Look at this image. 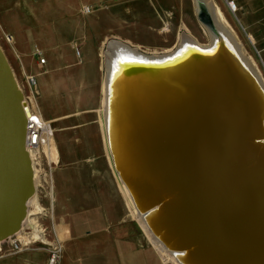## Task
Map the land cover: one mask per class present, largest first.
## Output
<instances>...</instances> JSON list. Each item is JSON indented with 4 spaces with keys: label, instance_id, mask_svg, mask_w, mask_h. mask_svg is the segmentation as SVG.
<instances>
[{
    "label": "bare ground",
    "instance_id": "1",
    "mask_svg": "<svg viewBox=\"0 0 264 264\" xmlns=\"http://www.w3.org/2000/svg\"><path fill=\"white\" fill-rule=\"evenodd\" d=\"M194 3L202 28L210 38L207 45L188 34L162 54L140 52L120 42L107 43L103 51L105 79L99 121L104 149L133 218L166 261L171 264H264V216L235 190L228 173L235 157L242 163L258 161L255 185L264 194L263 73L247 54L224 12L212 0H194ZM202 12L208 21L200 16ZM146 54L153 58H147ZM13 74L24 94V87L14 71ZM236 92L246 107L236 100ZM35 98L30 107L25 105V116L34 111L39 114L46 126L42 148L47 156L53 148L55 156L51 160H58L50 128L56 120H45L36 102L38 97ZM234 128L237 132L249 130L252 138L247 146L225 147L234 139ZM32 166L33 196H37V163L33 161ZM201 172L204 174L201 186L190 183L187 195L176 206L171 202L165 205L171 197L173 182H180L185 188L189 178H196ZM43 205L35 204L28 209L21 221L17 234L26 225L31 229L25 240H42L48 244L47 230L41 222L42 217L53 218L54 205ZM223 211L238 224L234 229L237 234L239 230L242 234L255 231L259 222L258 235L250 243V251L256 252L239 255L241 263H233V257L238 254L234 244L224 251L218 250L217 254L204 242V246L200 244L199 217L212 224L221 220ZM247 222L255 224L254 227ZM210 227L214 229L215 225L207 230ZM232 241L237 243L238 239L233 237ZM242 241L243 236L238 243ZM192 247L194 250H190Z\"/></svg>",
    "mask_w": 264,
    "mask_h": 264
},
{
    "label": "crops",
    "instance_id": "2",
    "mask_svg": "<svg viewBox=\"0 0 264 264\" xmlns=\"http://www.w3.org/2000/svg\"><path fill=\"white\" fill-rule=\"evenodd\" d=\"M41 1L43 5L39 7L40 22L37 19L31 20L26 7V11L11 12L14 2H2L0 27L12 38L16 47L40 49L48 56L49 49L64 46L66 42L71 45L74 42L80 44L81 41H87L92 43L87 45L89 49L96 48L97 43H103L104 38L106 39L104 36L91 35L99 32H112L115 33V38L135 44L137 38L133 30H138L141 31L140 41L145 46H154L151 43L155 39V44L159 45L164 38L160 39L152 27L158 20H165V4H172L175 11L185 14L189 7L188 0ZM219 1L232 14L226 2ZM219 1L212 0L223 11ZM233 1L240 12L238 22L249 40L254 45L256 41L264 45V0ZM193 7L195 9V3ZM89 9L93 10L89 12ZM97 17L101 21L91 25V19ZM30 21H33V26ZM128 24H134L137 28L128 29ZM23 32H32L34 36L24 40ZM75 50L78 49L73 48L70 52L72 60L76 58ZM79 58L81 59V52ZM260 58L264 65V50L260 52ZM112 175L110 170L95 168L78 171L61 169L54 174V215L49 220L63 228V232H55L53 238L54 242L58 241L62 246L60 264H170L165 262L144 228L133 218L129 205L122 199L120 186ZM47 262L48 252L43 246H35L18 255L0 258V264Z\"/></svg>",
    "mask_w": 264,
    "mask_h": 264
},
{
    "label": "rangeland",
    "instance_id": "3",
    "mask_svg": "<svg viewBox=\"0 0 264 264\" xmlns=\"http://www.w3.org/2000/svg\"><path fill=\"white\" fill-rule=\"evenodd\" d=\"M6 1L9 0H0V4ZM11 1L14 2L11 12L16 10L20 13L27 10L31 15V20L37 19L40 22L39 16L41 13L39 14V12L41 10L39 11V7L43 5L41 0H22V2L20 0ZM188 1L189 7L187 8L186 14L178 10L175 11L172 4H165V20H158L157 24L152 27V30L156 34H159L158 36L160 39L164 38V41L156 45L155 39L151 43L154 46L148 47L140 41L141 31L138 30H133L137 38L135 44H128L121 41V39L115 38V33L99 32L91 35L97 37L104 36L106 39L104 38L103 43H97L95 45L96 48L89 49L90 47L88 48L87 45L92 43L87 41H81L80 44L74 42V44L71 45L70 42H66L64 46L49 49L48 56V54H44L40 49H30L29 47L20 49L18 46L16 47V43L9 42V38L11 37L7 36V33L3 32L0 27V47L11 68L15 72L18 82L24 87L25 94L27 93L26 78L28 76H35L37 78V96L35 97H38L37 99L39 101L35 99L39 104V108H41L39 109L41 111L40 113L44 115L43 117L46 121L56 120L50 125V128L52 132L51 136H53L57 145V152L60 158L58 160H51V156H55L53 148L48 151V156L43 148V150L41 149L40 151L43 170L47 173L52 172L51 181L54 186V200L55 180H57L56 175L54 180V174H56L58 170L68 169L78 171L95 168L99 170H110L111 174H113L104 149L103 134L99 122L102 116L101 111H103L102 99L105 79L103 51H105L107 43L109 41L120 42L132 48L139 49L140 52H149L150 54H160V52L162 54L165 49L177 46L182 39L181 37H186L187 34V36L193 37L200 44H209L210 38L204 32L199 16L194 13V0L193 2L192 0ZM218 3L233 26L247 54H250L257 62L264 77V65L257 52H263L264 45L258 41H256L254 45L249 40L241 24L238 22L240 19V12L234 16L228 12L222 2L219 1ZM7 11L8 10H5V12ZM1 15L0 10V16ZM44 16L47 18L45 10ZM200 16L203 18L206 16V13L202 12ZM99 20L101 21L99 17L91 19L90 24H97ZM30 23V25L33 26V21H30ZM126 27L128 29H133V27L137 28L134 24H128ZM33 36L32 32L22 33V38L24 40H29ZM73 48L81 52V59L77 56L78 51L75 50L76 58L72 60L70 52H72L71 49ZM37 52H39L40 55L39 53L37 54ZM41 58L46 59L45 65H40ZM122 196V199H125V196ZM43 203V206H50V204H48V199H43ZM41 224L43 229L45 228L47 230L49 241L51 242H54L53 238L55 232H63L62 227L56 226V224L51 222L48 218L42 221ZM36 246L42 247V245L39 244ZM165 262L169 263L166 260Z\"/></svg>",
    "mask_w": 264,
    "mask_h": 264
},
{
    "label": "water",
    "instance_id": "4",
    "mask_svg": "<svg viewBox=\"0 0 264 264\" xmlns=\"http://www.w3.org/2000/svg\"><path fill=\"white\" fill-rule=\"evenodd\" d=\"M146 57L153 58L149 54H146ZM122 83L125 85V78L122 79ZM235 95L237 101L244 103L237 95V92ZM23 99V93L18 87L13 70L0 47V242L8 240L19 232L20 223L26 217L27 203L34 195L33 167L25 150L26 118ZM244 107H246L245 103ZM242 130V132H237L236 128H234V139L232 138L227 145L225 144V147L235 144L247 146L248 140H251L252 135L249 130ZM257 166L258 161L249 164L242 163L238 157H235L228 173L231 175L235 190L248 198V201L256 211L264 216V194L260 193L257 185H255L258 181V172L255 169ZM202 173L197 174L196 178L190 177V182L185 188L180 182H173L171 184L173 189L170 192L171 197L166 201L165 205L171 202L172 206H176L177 202L187 195L190 183L193 182L195 186H201L204 183V174ZM196 206L199 208L198 205ZM222 214L221 220H217L212 224L199 217L197 225L201 228L199 239L202 241L200 244L203 246L204 243L207 244L213 254H217L218 250L224 251L223 249L226 250L229 245L234 244V251H238V254L233 257V263H241L239 261L242 260V257L239 255L247 256V254L256 252L255 249L250 251V243L251 239L258 235L259 222L255 231H251V233L248 231L242 234L239 230V234H237L234 229H237L238 224L228 219L226 212L223 211ZM247 224L252 227L255 225L252 222H247ZM210 225H215V227L214 229L210 227L209 231L207 229ZM212 230L215 233H212ZM181 233H183V230ZM241 236H243V241L239 244ZM233 237L238 239L237 243L232 241ZM212 238L215 240L220 238L222 241L219 243L217 241L214 242ZM244 241L247 242L245 243ZM190 250H194V248L192 247ZM223 254L222 258L225 259L226 254ZM201 255H203L202 252Z\"/></svg>",
    "mask_w": 264,
    "mask_h": 264
},
{
    "label": "built area",
    "instance_id": "5",
    "mask_svg": "<svg viewBox=\"0 0 264 264\" xmlns=\"http://www.w3.org/2000/svg\"><path fill=\"white\" fill-rule=\"evenodd\" d=\"M226 2L229 11L236 16L239 9L235 1L233 0H223ZM77 56H80L79 50H77ZM258 52V55L260 56V52ZM40 55V53H39ZM46 59L41 58L40 59V65H45ZM26 86H27V93L23 94V106L24 109H26L25 105H28L29 107L32 105V100L36 96V88H37V78L35 76H28L26 78ZM26 118V133H25V150L27 151L29 157L31 156L30 160L33 165V161L37 163V189L38 193L37 196H32L31 199L27 203V210L32 209L35 204H44L43 199H48L49 203L51 205H54V186L52 184V172H46L43 170V165L38 164L41 160V152L40 150L43 147V140L45 137L46 132V126L43 123L41 117H39V114L34 111L31 113L30 116H25ZM33 167V166H32ZM50 219V216L48 217H42V221L45 219ZM45 229V228H44ZM31 232V229L29 228V225H26L22 228V231L19 234H16L12 237H10L8 240L4 241L2 243V248L0 249V258L4 256H13L18 255L20 253H23L27 250H30L32 248H35L37 244L42 245L45 247V249L48 252V262L47 264H60V255H61V249L62 246L59 244V242H51L49 241L48 233V244L43 242L42 240H39L38 242H33L31 240H25L24 237L29 235ZM5 245V247H4Z\"/></svg>",
    "mask_w": 264,
    "mask_h": 264
},
{
    "label": "trees",
    "instance_id": "6",
    "mask_svg": "<svg viewBox=\"0 0 264 264\" xmlns=\"http://www.w3.org/2000/svg\"><path fill=\"white\" fill-rule=\"evenodd\" d=\"M205 21H208V18L206 16L203 17Z\"/></svg>",
    "mask_w": 264,
    "mask_h": 264
},
{
    "label": "clouds",
    "instance_id": "7",
    "mask_svg": "<svg viewBox=\"0 0 264 264\" xmlns=\"http://www.w3.org/2000/svg\"><path fill=\"white\" fill-rule=\"evenodd\" d=\"M89 11H90V9H89Z\"/></svg>",
    "mask_w": 264,
    "mask_h": 264
}]
</instances>
